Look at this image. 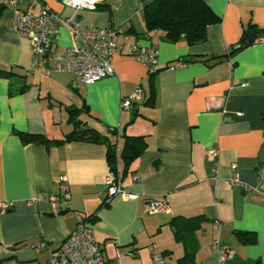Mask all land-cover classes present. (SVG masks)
I'll use <instances>...</instances> for the list:
<instances>
[{
    "label": "crops",
    "instance_id": "crops-1",
    "mask_svg": "<svg viewBox=\"0 0 264 264\" xmlns=\"http://www.w3.org/2000/svg\"><path fill=\"white\" fill-rule=\"evenodd\" d=\"M10 0H0V264H45L75 230L78 215L92 217L106 264H154L157 249L172 264H219L213 242L228 244V264H264V197L232 184L238 176L259 186L264 166V0H204L220 17L204 43L164 42L148 32L145 7L155 0H108L107 7L84 10L86 28L112 27L131 42L158 52L159 72L118 52L115 75L84 84L66 72L31 71L29 40L11 30ZM61 17L73 14L63 0H40ZM22 9L39 14L27 0ZM258 39L234 56L243 37ZM75 44L67 29L53 52ZM220 56L224 58L217 59ZM185 62L183 67L169 66ZM25 92L10 94L22 84ZM138 86L143 97L129 111L123 99ZM92 128L117 143L116 168L124 193L108 200V145L71 140L45 146L23 143L20 132L63 140ZM118 132L113 135V131ZM142 137L146 148L127 167L120 158L124 137ZM216 150L218 156H213ZM236 165V171L232 166ZM139 180L135 181L134 177ZM66 177L70 199L61 194ZM42 194V199L29 205ZM58 201L54 204L50 196ZM167 199L169 210L150 214L153 201ZM221 222L215 229L214 222ZM239 232L251 233L246 244Z\"/></svg>",
    "mask_w": 264,
    "mask_h": 264
},
{
    "label": "built area",
    "instance_id": "built-area-1",
    "mask_svg": "<svg viewBox=\"0 0 264 264\" xmlns=\"http://www.w3.org/2000/svg\"><path fill=\"white\" fill-rule=\"evenodd\" d=\"M24 0H10L9 7L13 11L11 30L20 37L30 41L32 47L31 71L66 72L73 78L79 79L84 84H94L98 81L115 75L112 60L118 52L133 56L139 62L149 68L150 74L159 71L158 52L153 47L145 48L139 42H131L125 35L120 37L118 30L108 26L105 28H86L79 18V13L84 10L95 11L102 0H63L66 8L73 10V14L61 17L40 0H27L31 6L39 7V14H33L22 9ZM67 29L72 34L75 44L65 48L62 53H54L52 48L54 41L61 35L62 30ZM264 46V38L257 42ZM183 63L169 66L170 69L183 67ZM143 88L138 86L132 96L123 99L121 108L129 111L138 104L143 97ZM213 156H218L214 150ZM233 165L232 170L236 171ZM135 181L139 178L136 175ZM61 194L66 200L70 199L69 185L66 177L60 178ZM232 184L242 186L246 190L264 197V166L259 169V186L261 189H252L246 186L238 176L232 179ZM108 200L124 193L119 173L110 170L107 178ZM42 199V194L28 202L34 205ZM50 201L56 203L58 197L50 196ZM11 203L0 202V210H8ZM169 210L167 199L153 201L149 206L150 214H160ZM215 229L221 228V222H214ZM37 251H48L49 256L45 264H106L103 254V246L95 236V229L91 221L84 215H78L75 230L66 238L57 249L50 250L45 242L35 245ZM154 264H172L157 249L155 245L150 247ZM213 249L219 257V264H228L235 256V251L226 243L217 239L213 242Z\"/></svg>",
    "mask_w": 264,
    "mask_h": 264
},
{
    "label": "trees",
    "instance_id": "trees-1",
    "mask_svg": "<svg viewBox=\"0 0 264 264\" xmlns=\"http://www.w3.org/2000/svg\"><path fill=\"white\" fill-rule=\"evenodd\" d=\"M108 0H102L97 5L98 7L106 8ZM2 8H0V13ZM145 20L148 32L158 33L159 39L164 42L178 43L182 39L191 45L204 43L208 38L209 28L220 22V17L211 9V7L204 0H155L145 7ZM264 37V30L258 32ZM246 36V34H245ZM245 36L241 42L236 46L237 49L231 51L230 55L234 56L238 51L244 49L247 45ZM224 58L220 56L217 59ZM186 64L185 62H180ZM160 70V69H159ZM159 72V71H158ZM156 74V73H155ZM153 75V74H152ZM0 77L11 78L12 72L1 71ZM28 85L25 82L21 88L14 90L12 85L10 87V94L16 92H25ZM113 135H117L116 130H112ZM23 143H37L45 146L59 145L71 140L87 141L97 144L108 145V161L110 170L117 172V143H110L109 137L102 135L95 129L84 128L79 131L73 132L70 136L63 140H50L42 135H32L20 132ZM124 147L121 151L120 158L124 161L126 166L139 157L146 148V143L142 137H124ZM90 221L92 217H87ZM238 235L241 240L246 244L255 242L254 237L248 232H239ZM184 264H192L188 258H184Z\"/></svg>",
    "mask_w": 264,
    "mask_h": 264
},
{
    "label": "water",
    "instance_id": "water-1",
    "mask_svg": "<svg viewBox=\"0 0 264 264\" xmlns=\"http://www.w3.org/2000/svg\"><path fill=\"white\" fill-rule=\"evenodd\" d=\"M259 34L257 32H252L247 35L246 41L249 45H252L255 43V41L258 39ZM238 47H235L234 49H237Z\"/></svg>",
    "mask_w": 264,
    "mask_h": 264
}]
</instances>
